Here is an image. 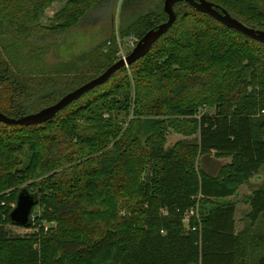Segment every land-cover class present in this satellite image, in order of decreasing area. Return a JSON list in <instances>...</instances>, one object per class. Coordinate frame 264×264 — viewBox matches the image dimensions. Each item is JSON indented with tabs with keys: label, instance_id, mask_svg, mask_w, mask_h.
<instances>
[{
	"label": "trees",
	"instance_id": "obj_1",
	"mask_svg": "<svg viewBox=\"0 0 264 264\" xmlns=\"http://www.w3.org/2000/svg\"><path fill=\"white\" fill-rule=\"evenodd\" d=\"M57 1L65 0H0V111L10 117L55 104L117 61L114 35L41 65L69 30L112 0H67L44 24ZM209 1L264 30V0ZM164 4L124 0L120 37L140 40L166 22ZM174 7L176 22L146 56L55 118L0 122V264H264L263 248L247 262L236 204L219 201L264 165V43L187 2ZM205 104L214 113H201ZM170 129L197 137L167 146ZM211 154L233 161L213 174L199 163ZM24 187L37 195L33 213L41 211L29 228L39 230L10 236L3 228L15 225L12 204ZM250 203L256 219L264 190ZM198 204L200 222L188 228L184 214ZM249 245L257 250L254 238Z\"/></svg>",
	"mask_w": 264,
	"mask_h": 264
},
{
	"label": "rangeland",
	"instance_id": "obj_2",
	"mask_svg": "<svg viewBox=\"0 0 264 264\" xmlns=\"http://www.w3.org/2000/svg\"><path fill=\"white\" fill-rule=\"evenodd\" d=\"M66 1L67 0L57 1L50 5L45 10L43 15V23L51 24V22H53L54 14L64 6ZM123 1L124 0H112L110 3L106 4V6L92 11L79 26L72 28L65 34L63 40L55 48L48 52L41 65H54L60 62L68 61L73 57L79 56L84 52L91 51L99 45L108 42L109 39L114 35L117 37L119 48V51L116 55L117 61L127 57L133 51L139 39L134 35L123 39L119 35V29L121 27L122 21L121 6ZM108 51V46L104 47V52ZM214 110L215 109L213 107L205 104V106L201 108V113H214ZM261 114H263V112ZM196 137V134L186 136L181 132L170 129L167 134L166 145L173 146L180 140L194 141ZM22 157L24 161H27L28 153L23 154ZM232 161V157L217 158L214 154H211L210 156H202L199 160V163L200 167L204 168V170L213 174H218L223 166L232 163ZM239 189V192L237 193L234 200H236L240 207H242L244 204L247 205L250 203L254 191L258 189L264 190V165L257 174H254L246 183L242 184ZM219 201L226 202L230 200L222 199ZM13 204L16 205L15 203ZM204 206H206V209L208 210L213 207L212 204H204ZM40 211L41 208L39 207L34 213H32L33 219L39 215L38 213H40ZM245 213L246 211L241 212L242 215H245ZM44 225L45 228L48 226L52 230L57 229V224L55 223H44ZM38 230V228H29L12 224L6 225L3 228L4 233H7V235L10 236H28L37 233ZM237 230L239 233H241L243 242H245L244 246L247 248V251H245V259L248 263H253L257 259L256 257L258 256V253L262 252V248L264 251V223H237ZM252 238H254L255 244L258 246L257 250H255V252L259 250L257 253L252 252L251 248L249 249L250 245L248 246V244ZM36 246L38 247V244H36Z\"/></svg>",
	"mask_w": 264,
	"mask_h": 264
},
{
	"label": "water",
	"instance_id": "obj_3",
	"mask_svg": "<svg viewBox=\"0 0 264 264\" xmlns=\"http://www.w3.org/2000/svg\"><path fill=\"white\" fill-rule=\"evenodd\" d=\"M178 2H187L197 11L211 16L223 25L235 29L253 40L264 43V30L247 26L242 21L235 18L228 10L209 0H165L164 10L168 14V20L149 30L138 41L133 51L127 57L118 60L99 76L68 93L55 104L45 107L38 112L24 115L19 118H13L0 111V122L8 125L30 126L42 124L55 118L60 111L74 101L80 99L83 95L96 87L105 84L118 70L123 67H129L146 56L151 51L154 44L165 35L176 22L177 13L174 6ZM37 203V195L30 192L27 187L22 188L18 193L16 206L10 213L12 222L18 226L30 227L33 208Z\"/></svg>",
	"mask_w": 264,
	"mask_h": 264
},
{
	"label": "crops",
	"instance_id": "obj_4",
	"mask_svg": "<svg viewBox=\"0 0 264 264\" xmlns=\"http://www.w3.org/2000/svg\"><path fill=\"white\" fill-rule=\"evenodd\" d=\"M238 192L239 191H237V193ZM237 193L234 196L228 198V200L230 201L233 200L232 202L236 204V216H235L236 223H264V212L259 214V216L256 219L252 218V216H250L252 213L251 203L247 205L244 204L242 207H240L237 201L234 200V198H236ZM243 210L246 211L245 215L241 214V212H244Z\"/></svg>",
	"mask_w": 264,
	"mask_h": 264
},
{
	"label": "built area",
	"instance_id": "obj_5",
	"mask_svg": "<svg viewBox=\"0 0 264 264\" xmlns=\"http://www.w3.org/2000/svg\"><path fill=\"white\" fill-rule=\"evenodd\" d=\"M12 206L15 207L16 205L13 204ZM192 219H196L198 222H200L199 204L196 207L189 209L184 214L183 220H184L186 227L190 228V223ZM45 229L48 230L49 227L47 226ZM193 229L195 230V227H193Z\"/></svg>",
	"mask_w": 264,
	"mask_h": 264
}]
</instances>
